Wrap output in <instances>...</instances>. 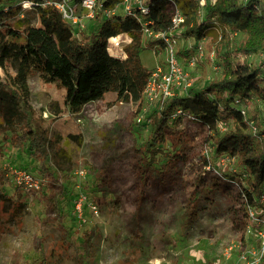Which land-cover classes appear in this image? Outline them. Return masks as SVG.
<instances>
[{
	"label": "rangeland",
	"instance_id": "obj_1",
	"mask_svg": "<svg viewBox=\"0 0 264 264\" xmlns=\"http://www.w3.org/2000/svg\"><path fill=\"white\" fill-rule=\"evenodd\" d=\"M182 16L174 29L165 21L164 32L174 40L180 67L176 80L189 86H169L168 97L162 79L167 56L158 47L141 54L143 65L153 72L146 92L126 102H116L108 93L71 114L63 105L62 88L38 75L28 78L31 118H39L42 128L59 140L47 159L57 178L51 181L37 172L30 152L10 131L0 132V264L259 263L264 254L261 210L248 215L246 227L238 230L230 197L213 193L212 203L201 202L196 219H187L188 191L194 187L199 197L197 174L239 171L237 157H220L212 159L211 166H201L200 156H211V146L206 131L191 120L179 126L185 137L183 159L166 161L163 154L182 148L170 140L154 146L160 151L154 158L144 152L165 99L191 87L202 90L222 75L219 27L196 40L189 34V19ZM99 21V16L83 18L81 30L90 31ZM242 37L229 32L228 46ZM114 41L122 46L128 39L119 34ZM114 41L110 48L123 55ZM236 60L262 68L264 52L240 53ZM13 75L11 64L0 68L2 79ZM257 109L253 106L249 114ZM164 163L169 171L162 175L157 170ZM22 170L41 180V186L30 191L17 188L14 172Z\"/></svg>",
	"mask_w": 264,
	"mask_h": 264
},
{
	"label": "trees",
	"instance_id": "obj_2",
	"mask_svg": "<svg viewBox=\"0 0 264 264\" xmlns=\"http://www.w3.org/2000/svg\"><path fill=\"white\" fill-rule=\"evenodd\" d=\"M29 1L33 7L22 9L11 0H0V68L8 63L14 67L13 76L0 77V132L10 131L30 152L37 172L56 180L47 159L51 147L58 149L59 140L42 128L39 118H31L28 78L38 75L43 82L62 88L63 105L71 114L108 93L116 102L140 98L152 73L143 65L141 54L146 48L165 47L162 40L147 38L145 29L164 30L175 6L189 19L188 31L196 40L219 27L222 75L202 90L191 87L165 99L144 152L154 158L160 152L154 146L170 140L182 148L172 155L163 154L166 161L183 159L185 137L179 126L191 120L206 131L211 146V156H200L201 166H211L212 159L237 157L241 169L210 176L205 170L198 173L195 185L199 197L194 187L188 191L187 219L195 220L201 202L210 205L213 193L230 197V212L234 219L239 218L233 220L238 230L249 222L248 208L264 212L259 201L264 188V64L258 68L236 60L240 53L264 52V0H212L203 4L200 0H147L149 17L145 19L151 21L147 26L131 15L96 14L100 21L90 31L75 30L57 10L42 6V0ZM229 32L243 37L228 46ZM118 34L129 37L122 57L108 50V39ZM244 105L249 109L247 116L241 113ZM253 106L259 109L249 114ZM165 163L157 170L162 175L169 171ZM140 179L144 184L145 178ZM257 264H264V254Z\"/></svg>",
	"mask_w": 264,
	"mask_h": 264
},
{
	"label": "built area",
	"instance_id": "obj_3",
	"mask_svg": "<svg viewBox=\"0 0 264 264\" xmlns=\"http://www.w3.org/2000/svg\"><path fill=\"white\" fill-rule=\"evenodd\" d=\"M11 1L19 5L22 9H29V8H32L34 5L29 0H11ZM201 1L202 0H200V4H202ZM208 1H212V0H208ZM41 5L49 6L57 10L59 14L61 15V18L65 20L67 23H69L70 25H72L75 30L83 28L82 27L83 18H94L96 14H101L105 16L131 15L138 22H140L143 26H147V24L151 22L145 19L149 17V6L147 4V0H42ZM5 9L6 8H4V10ZM199 14L201 16L202 11H200ZM182 20H183V16L180 13V11L175 6H172V14L170 18L168 19V24L171 26L172 29H174L177 25H179L182 22ZM118 35L114 37H110L108 39V50L112 54L122 57L124 56L123 47L125 44L121 46L120 41H114ZM123 35L126 36L129 42V37L126 34H123ZM145 36L147 38L160 39L165 44L164 50L167 56L166 57V72L164 73L163 78H162L164 96L168 97L172 95L170 92V87L172 85H174L177 88L182 87L186 89L189 86V84H185V85L183 84V86H181V83L178 80H176L178 79V76L180 74V67L178 64V57L176 54V50L174 48V40L171 39L169 36H167L164 30L152 31L146 28ZM111 39H113L114 45L120 47L119 49H121V52L123 55H120L119 53L114 52L110 48ZM198 51L201 53L200 48L198 49ZM189 64L190 65L194 64L193 58L190 60ZM156 71L159 73L160 69L157 68ZM152 76H153V72L151 73V77ZM150 81H151V78H150ZM150 81L148 82L143 93L146 92ZM248 110H249L248 107L245 105L241 107V113L243 115L247 116ZM177 113H180V110H177ZM220 129L224 130L225 127H220ZM14 173L17 175V178L15 180L16 184L25 190L30 191L32 189H38L41 186V180L34 178L30 173H27L24 170L15 171ZM259 201L262 204H264V188L259 197ZM253 211H256V210L253 208H248L247 209L248 215H250L251 217H254L252 214Z\"/></svg>",
	"mask_w": 264,
	"mask_h": 264
}]
</instances>
